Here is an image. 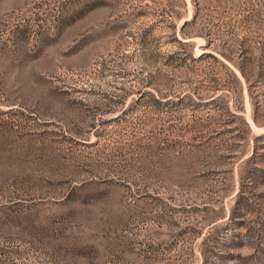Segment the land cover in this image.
<instances>
[{
	"label": "rangeland",
	"instance_id": "obj_1",
	"mask_svg": "<svg viewBox=\"0 0 264 264\" xmlns=\"http://www.w3.org/2000/svg\"><path fill=\"white\" fill-rule=\"evenodd\" d=\"M0 264H264V0H0Z\"/></svg>",
	"mask_w": 264,
	"mask_h": 264
}]
</instances>
